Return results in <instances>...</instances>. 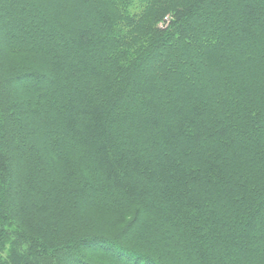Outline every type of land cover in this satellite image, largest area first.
<instances>
[{
    "label": "trees",
    "instance_id": "trees-1",
    "mask_svg": "<svg viewBox=\"0 0 264 264\" xmlns=\"http://www.w3.org/2000/svg\"><path fill=\"white\" fill-rule=\"evenodd\" d=\"M261 26L264 0H0V264H264Z\"/></svg>",
    "mask_w": 264,
    "mask_h": 264
},
{
    "label": "snow or ice",
    "instance_id": "snow-or-ice-1",
    "mask_svg": "<svg viewBox=\"0 0 264 264\" xmlns=\"http://www.w3.org/2000/svg\"><path fill=\"white\" fill-rule=\"evenodd\" d=\"M45 2L49 3H66V2H82V0H45ZM246 43L249 45V48L247 49V52L250 56H255L256 54L259 55L260 59L264 61V26H261L260 30L257 32L253 30L249 34V38L246 41ZM245 59H248V56H245ZM3 64V54L0 53V65ZM262 81H264V76H262ZM5 91V86L0 83V97L3 96ZM264 91V89H262ZM260 181L261 186L264 187V160L261 161V171H260ZM258 214H264V208L260 210V213ZM78 248H72L70 251L66 254L69 257L75 256L77 253H79ZM164 256L163 252L154 251L152 258L156 260H161V264H170L167 260H162L161 258ZM57 264H63V262L58 261ZM67 264H73L71 260L67 262Z\"/></svg>",
    "mask_w": 264,
    "mask_h": 264
},
{
    "label": "rangeland",
    "instance_id": "rangeland-1",
    "mask_svg": "<svg viewBox=\"0 0 264 264\" xmlns=\"http://www.w3.org/2000/svg\"><path fill=\"white\" fill-rule=\"evenodd\" d=\"M104 254L107 255L108 257H111L112 261H114V262H118V261H119L117 258L112 257V256H111L109 253H107V252H104ZM65 262H67V261H65ZM119 262L121 263V261H119Z\"/></svg>",
    "mask_w": 264,
    "mask_h": 264
}]
</instances>
